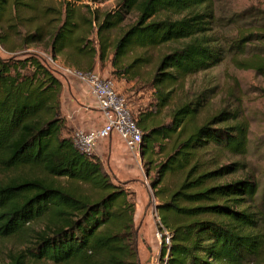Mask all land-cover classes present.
<instances>
[{"label":"trees","instance_id":"obj_1","mask_svg":"<svg viewBox=\"0 0 264 264\" xmlns=\"http://www.w3.org/2000/svg\"><path fill=\"white\" fill-rule=\"evenodd\" d=\"M76 1L81 0H0V45L10 53L45 45L62 63L83 71L109 60L114 77L137 83L141 69L153 63L149 51L170 47L148 81L156 114L189 77L220 65L228 55L238 69L264 77V26L221 37L214 32V0H121L102 20L84 13ZM131 13L137 20L112 41L109 33ZM249 14H234L230 22ZM261 15L264 20V11ZM254 44L262 50L249 54L251 47L260 48ZM133 49L143 53L126 64ZM62 91V83L35 55L0 57V240L24 242L3 264H139L132 193L113 182L98 157L75 146L61 109ZM208 92L177 106L167 125H159L155 113L138 103L132 113L143 132L144 155L159 139L176 136L151 181L158 190L167 175L182 178L158 206L172 240L169 248L163 246L161 262L168 254L166 264H264L259 182L248 174L234 177L246 169L242 163H221L224 152H247L249 124L224 109L183 138ZM83 186L94 195L84 193ZM37 222L40 230L29 227Z\"/></svg>","mask_w":264,"mask_h":264},{"label":"rangeland","instance_id":"obj_2","mask_svg":"<svg viewBox=\"0 0 264 264\" xmlns=\"http://www.w3.org/2000/svg\"><path fill=\"white\" fill-rule=\"evenodd\" d=\"M53 1L59 3L61 0ZM120 1L121 0H81L76 1V5L80 7L84 13L95 14L97 18L102 20L107 13H112L117 9ZM214 8L218 18V23L215 26L214 32L219 34L221 37L224 35L228 37H235L241 30H259L260 27L264 26V20L261 15L264 11V0H214ZM243 12L251 14L242 20H238L234 23L230 22L231 17L234 14ZM136 20V13H131L120 27L109 33L110 39L114 41L120 36L122 30L127 29ZM92 39L97 43L98 38L96 34H93ZM254 45L259 46L260 48L251 47L248 50L249 54L261 52V45ZM168 50H170V47L158 48L149 51V55L152 56L153 63L141 69L139 74L140 81L138 83L136 81H134L135 83L127 81L124 78H116L112 74L108 75L115 81L117 91L125 97L132 113L136 110V103L144 106V110H146L147 113L152 111L155 113L156 100L154 98V92L148 81L153 66ZM15 52L17 53L10 54L5 51L2 52L0 49V57L3 60L8 61L12 57L25 59L27 54H33L38 56L43 61L47 56L51 55L50 50L45 45H32L26 50L19 49ZM141 53H143V51L140 49L131 50L128 56L124 59L125 63H130L136 55ZM111 55L112 52L110 53V56ZM58 60L62 62L61 58H58ZM206 90H209V92L205 106L195 117L189 120L190 122L187 130L183 134V138L187 137L196 126L203 124L204 121L209 119L211 116L218 114L220 111L224 109L236 111L240 120L246 121L250 126L247 152L242 156H236L224 152L222 153L221 163L232 164L240 162L245 165L246 169L234 177L238 179L246 177L248 174L259 182L260 191L257 197L256 205L258 209L264 211V77L258 75L253 70L238 69L233 63V56L228 55L220 65L208 71L189 77L186 81L185 88L178 91L173 96L170 104L158 114L155 113L157 123L159 125L169 124L171 122V114L177 106L187 100H194L197 95ZM135 91L137 93H135ZM71 131L73 135V130ZM175 141L176 136L173 137L172 140L159 139L157 141L158 144L154 146L152 151L153 154L151 151L146 150L144 155L142 149L140 155L142 158L141 164L143 166V172L145 174L148 172L150 173V181L156 177L158 164L164 161L168 153H170L171 143H175ZM160 145H163L165 149L164 151H161ZM213 154H215V152H212L211 155ZM211 155L208 153L207 158ZM234 177H230L229 180ZM112 178L113 180H119L114 176H112ZM181 180L182 178L180 175H167L161 186L158 188V190H163L160 194L157 193L158 190H155L152 187L153 194L158 199L159 203H161L163 199L166 200L169 194L178 188ZM116 184L122 183L116 182ZM124 187H126V189H130L132 198L136 203L135 189L126 186L125 184ZM82 191L91 196L95 193L90 186H83ZM29 227H34L40 230L43 225L40 222H37ZM156 231L157 224L155 227V235ZM23 244L24 242L19 238L0 240V264L8 261L9 256L12 253H16L18 250L23 249ZM40 264L51 263L43 262Z\"/></svg>","mask_w":264,"mask_h":264},{"label":"crops","instance_id":"obj_3","mask_svg":"<svg viewBox=\"0 0 264 264\" xmlns=\"http://www.w3.org/2000/svg\"><path fill=\"white\" fill-rule=\"evenodd\" d=\"M112 70V63L109 60H106L104 64L98 61L94 69L105 77H109ZM61 109L67 119V126L73 132L77 129H90L100 125V111L93 99L77 83L70 86L63 85ZM95 156L102 161L111 178L114 176L119 179L112 178L114 183L121 182L135 189L137 203L135 225L139 264H160L163 247L155 236L157 223L154 220V212L161 203L158 201V204L154 205L152 202L154 194L150 173L143 172L141 156L132 155L116 135L101 141Z\"/></svg>","mask_w":264,"mask_h":264},{"label":"built area","instance_id":"obj_4","mask_svg":"<svg viewBox=\"0 0 264 264\" xmlns=\"http://www.w3.org/2000/svg\"><path fill=\"white\" fill-rule=\"evenodd\" d=\"M0 49L2 52L10 53L2 45ZM36 57L62 85L70 86L77 83L83 88L101 113L100 125L90 129H77L73 132L72 140L81 152L95 156L99 143L116 135L131 154L141 155L143 132L137 125L125 97L117 91L116 83L112 78L105 77L96 71H83L67 66L52 54L43 61L38 56ZM152 202L154 205L158 204L155 195H153ZM154 214L157 223L155 236L162 247L169 248L172 242L171 234L162 224L158 209ZM167 259L168 254L160 264H166Z\"/></svg>","mask_w":264,"mask_h":264}]
</instances>
